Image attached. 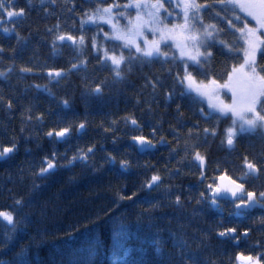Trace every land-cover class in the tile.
I'll list each match as a JSON object with an SVG mask.
<instances>
[{
  "label": "snow or ice",
  "instance_id": "snow-or-ice-1",
  "mask_svg": "<svg viewBox=\"0 0 264 264\" xmlns=\"http://www.w3.org/2000/svg\"><path fill=\"white\" fill-rule=\"evenodd\" d=\"M38 4L45 18L55 16L56 23L45 24L43 35L39 26L29 25L28 35H22L17 28L23 25L17 21L28 20L36 3L0 0V26L10 40L15 38L14 44L0 43V63L7 64L0 69V80L10 82L14 72L20 78H46V84L33 83L26 90L55 100L51 86L83 71L81 96L86 106L92 98H103L106 88L120 86L117 92L124 93L132 89L126 98L131 99L133 110L119 118L125 124L123 133L116 134L118 120L112 119L105 135L112 136L113 145L127 136L128 146L138 154L166 146L168 157L163 166L139 160L134 165L126 152L117 162L106 143H91L77 146L71 156L67 150L60 153L53 148L27 168L19 166L18 184L9 172L13 187L0 185L4 201L0 202V225L4 226L0 264H35L30 259L32 248L51 234L44 191L62 171L77 165L82 172L68 176L67 182L76 187L90 185L95 198L106 199L96 206L95 218L88 221L90 227L82 236L79 228L68 225L67 248L52 264H104L105 258L109 264H264V0H72L59 13L44 7H55L57 0H38ZM61 16L71 20L66 30ZM34 33L41 40L51 36L54 57L60 42L84 58H69L67 66L24 61L32 66L18 68L17 61H23ZM90 63L96 73L91 81L86 74ZM133 75L138 84L129 79ZM229 94L227 102L224 97ZM72 103V99L59 100L64 115L57 113L56 123L64 126L50 129L45 138L65 143L87 130L86 119L76 124L66 119ZM0 105L9 111L15 107L14 99H6L2 88ZM170 109L175 123L169 125L172 139L167 140L161 133ZM136 110L150 118L159 114V118L145 122ZM25 111L30 113L31 106ZM32 119L29 115L28 120ZM35 119L43 124L44 114ZM146 126L150 130L144 134ZM24 130L22 126L20 132ZM212 144L223 155H213ZM98 150L104 153L100 164L96 163ZM18 152L17 135L0 139V162L10 163ZM178 155V167H169ZM106 171L125 180L135 176L136 190L128 193L127 183L100 185ZM177 175L194 176V184L187 188L172 184ZM141 193L148 207L136 205L135 221H129L128 205H134ZM193 200L196 207L207 205L217 211H222V201L227 202L232 206L229 217L240 221L224 226L221 217L207 228L197 226L189 232L186 205ZM165 203L174 211L161 222L154 216ZM257 209L261 211L258 221L243 223ZM197 215L202 213L193 209L191 216ZM101 224L107 226L110 240L107 255ZM213 238L219 243L212 244Z\"/></svg>",
  "mask_w": 264,
  "mask_h": 264
},
{
  "label": "trees",
  "instance_id": "trees-1",
  "mask_svg": "<svg viewBox=\"0 0 264 264\" xmlns=\"http://www.w3.org/2000/svg\"><path fill=\"white\" fill-rule=\"evenodd\" d=\"M36 7L31 11V15L28 20L17 21L18 25H23V27H18L17 30L21 32L22 35H28L29 25L33 28L39 26L41 29V35L44 34L43 28L47 24L49 27L56 23V17L44 16L43 8L38 4V0H34ZM72 0H57V5L53 7L50 4H45L44 7L49 8L51 11L57 13L61 12L64 8L70 7ZM25 0H20V4L23 5ZM251 20V19H249ZM62 29L66 30V26L71 23V20L65 21V17L61 16ZM252 26H255L253 21H251ZM11 27V25H4ZM2 27L0 26V43L5 46L15 43V38L10 40L7 34L3 33ZM51 36H48L47 40H41L40 35L33 34L29 40L24 52L23 61H17V67L20 66H32L31 62L55 64V66H67L69 58H84L80 57L74 48L69 47L67 44H62L57 42L58 54L54 57L51 45ZM87 56V52H85ZM7 57H5V60ZM24 61H31L28 64H24ZM72 62H75L73 60ZM7 67L6 63H0V69ZM89 70L86 73L89 81L96 76V73L91 71L92 64H89ZM85 73L81 71L80 73L72 74L67 80H62L59 85H52V90L56 93V99L53 100L48 97L45 93H37L34 89H27L28 85L33 83L46 84V78L40 76H25L20 78L17 72H14L10 76V82H4L0 80V88L3 89V95L5 98H13L15 102V107L9 111L2 105H0V139L7 141L8 136L15 134L19 137V152L15 158L10 163L0 162V185L7 189L13 187V184L8 179L9 172L12 173V177L19 183L17 168L23 166L25 168L39 157L43 156L46 152H51L55 148L58 152L64 153L67 150L68 156H71L75 151L76 147H85L91 143H106L107 150L113 152L117 157V162L124 157L125 153H130L133 164L139 160L141 163L145 161L158 162V166H163L165 159L168 157V147L161 146L156 151H146L143 154H138L136 150L130 148L127 144L128 137L125 136L117 145L111 143L112 136L105 135V129L110 127L109 121L112 119L118 120L117 124V135H121L125 128V124L120 117L128 112H131L132 102L130 96L132 89H128L127 93L117 92V88L120 86H114L105 89V95L103 98L96 99L92 98L89 100L87 106L85 105V99L81 96L83 90V83L81 77ZM100 76L106 75V73H100ZM129 79L136 81L135 75L130 76ZM138 84L139 81H136ZM94 86V85H93ZM61 98L72 99V111L67 113L66 119L73 124L79 123L81 120H87L88 127L80 136H73L70 140L65 143H54L53 141L45 138L44 133L52 128L58 130L59 127L64 126L63 124H57V113L64 115L60 112L58 107V102ZM31 106V112L25 111L27 107ZM87 107V110H86ZM141 108L144 105L140 106ZM51 109V112L49 111ZM44 114L43 124L39 123L35 117ZM33 119L28 120V116ZM136 115L143 119L145 122L154 123L156 119L159 118V114L155 118H150L145 112L143 115L139 110H136ZM195 119V117H193ZM173 115L171 109L169 114L163 118V130L162 135L167 140H171L172 137L168 133V128L170 124H174ZM24 127V132L21 133V127ZM149 127L144 128V134L149 132ZM31 137V138H29ZM159 139V136H157ZM39 145V147H38ZM207 147V146H205ZM30 149L31 151H28ZM203 151V148L201 149ZM211 152L213 155H223L222 152H217V145H211ZM104 155L103 151L98 150L96 153V163H102L101 157ZM183 155V153H180ZM126 158V157H125ZM179 159V155L172 158L169 167H178L176 160ZM63 163V161H61ZM187 172V169H184ZM82 172L81 166L77 165L67 171H62L59 174L57 181L53 182L44 191L43 199L49 201V213L46 220L47 226L50 229L51 234L48 235L43 243H39L38 246H34L31 250V258H34L35 264H52V261L59 260L62 249L66 250V239L65 234L71 229L68 225L71 224L73 227H77L80 230L81 236L87 231L88 221L95 218V208L100 203H102L106 197H101L100 199L95 198L94 194L90 191V185H84L81 187H76L75 185L69 184L66 178L72 174L79 175ZM194 176H174L171 183L174 185H184L185 188L189 184H194ZM169 181H166L168 183ZM27 183V181H25ZM100 185H107L109 183L113 185H122L127 183L128 193L136 190L137 179L135 176H128L127 179L118 177L115 173L111 171H106L101 174L99 179ZM93 184H96L94 181ZM196 192V188L193 187V195ZM155 195V193H153ZM159 199V197H157ZM144 195L141 193L134 205H128L129 215L127 219L129 221H135V211L136 205L142 208H147L148 204L143 203ZM0 202H4L0 199ZM222 211H217L214 209H209L207 205L196 207L195 200L192 203L186 205L187 216L185 221H191V227L188 229L189 232L197 226L200 228H207L209 224L214 223L221 217L225 221L224 226H228L230 223H236L240 221L239 217H229V212L232 206L222 201ZM195 209L198 213L202 215H197L195 217L191 216V213ZM174 209L169 207L166 203L161 206L155 213L154 218H157L162 222L163 218L167 214L173 212ZM261 215L260 210H254L252 215L248 220L243 221V223H251L254 219L258 221ZM146 223V218L145 221ZM102 235L105 237V249L107 255V246L110 243L108 239L107 226L105 224L100 225ZM4 230V226L0 225V232ZM256 236V232L253 233L252 239ZM212 244H218L219 242L213 238ZM251 242V239L250 241ZM24 242H21V245ZM127 246V242H126ZM16 251H19V246ZM154 251V250H152ZM7 259L8 256L3 257ZM104 264H109V260L105 258Z\"/></svg>",
  "mask_w": 264,
  "mask_h": 264
},
{
  "label": "rangeland",
  "instance_id": "rangeland-1",
  "mask_svg": "<svg viewBox=\"0 0 264 264\" xmlns=\"http://www.w3.org/2000/svg\"><path fill=\"white\" fill-rule=\"evenodd\" d=\"M249 19H251V18L249 17ZM253 23L255 24V21H253ZM224 99H225L227 102H230V100H231L230 94H229L228 96L224 97Z\"/></svg>",
  "mask_w": 264,
  "mask_h": 264
},
{
  "label": "water",
  "instance_id": "water-1",
  "mask_svg": "<svg viewBox=\"0 0 264 264\" xmlns=\"http://www.w3.org/2000/svg\"><path fill=\"white\" fill-rule=\"evenodd\" d=\"M146 151H149V150H146ZM146 151H145V152H146Z\"/></svg>",
  "mask_w": 264,
  "mask_h": 264
}]
</instances>
